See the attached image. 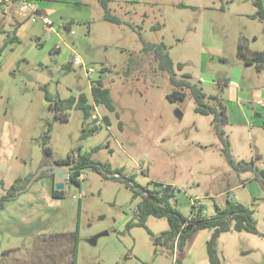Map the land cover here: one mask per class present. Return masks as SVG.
Instances as JSON below:
<instances>
[{"label":"rangeland","instance_id":"rangeland-1","mask_svg":"<svg viewBox=\"0 0 264 264\" xmlns=\"http://www.w3.org/2000/svg\"><path fill=\"white\" fill-rule=\"evenodd\" d=\"M57 1L65 9L64 16L49 14L52 25L45 24L32 7L25 13L16 6L14 16H2L0 196L15 180L23 183L40 166L65 158L70 151L75 157L93 151L92 159L108 172L85 167L79 170L84 178L79 184L47 172L24 189L27 182L0 209V264L38 259L32 251L40 252L35 240L51 230H72L76 220V264H173L175 254L154 242L168 227L165 217L147 218L151 234L144 227L124 228L139 200L133 192L139 186L153 187L154 182L176 187V207L183 214L189 213L194 199L208 215L214 212V203L224 207L227 198L243 203L254 210L256 227L263 232L264 184L252 171L237 174L227 164L212 116L194 111L189 90L181 101L166 98L172 85L167 74L157 70L152 55L141 52L139 37L164 42L174 64H183L182 69L174 67L177 77L188 73L207 95L225 104L236 97L224 83L230 78L240 83L244 99L262 97L258 93L264 91V68L246 65L236 53L240 39L248 53L264 51V19L254 15L253 0H109L111 13L125 21L121 24L102 18L98 0ZM70 21V30L59 27L60 22ZM12 35L17 40L3 47ZM56 47L61 51L56 52ZM75 55L81 63L66 69ZM129 57L134 64L127 68ZM86 68L91 71L87 73ZM99 78L109 87L115 105L113 112L97 106L103 119L108 115L109 123L92 131L93 121L84 119L79 109H71L66 121L52 117L43 86L60 97L84 93L91 102L90 79ZM176 109L181 118L175 115ZM233 119L222 126L232 143V155L264 169V124L258 122L264 117L251 116L246 122ZM253 121V126L248 125ZM48 122L52 125L45 144ZM44 145L51 151L47 156ZM59 181L66 182L61 198L51 195ZM208 229L189 239L183 264H210L205 250ZM103 231L108 233L98 236L94 244L89 242ZM241 234L250 236L238 239L249 252L237 251L234 238L224 242L228 264H264V239ZM223 254L218 253L222 263Z\"/></svg>","mask_w":264,"mask_h":264},{"label":"trees","instance_id":"trees-1","mask_svg":"<svg viewBox=\"0 0 264 264\" xmlns=\"http://www.w3.org/2000/svg\"><path fill=\"white\" fill-rule=\"evenodd\" d=\"M103 9L102 18L105 21L121 24L125 22L116 15L112 14L109 8V0H98ZM263 0H253L255 6V16L264 19V4ZM178 6H185V4H177ZM68 29V23L63 26ZM152 28H159V25L152 26ZM3 30H0V33ZM142 42L141 52L151 54L157 61V70L166 73L172 89L166 94L169 101H181L186 97V89L194 101V111L202 115H210L211 125L213 126L214 133L221 142V152L227 164L236 172L252 171L254 178L261 184H264V169L254 167L253 161H246L244 159L236 160L231 152L230 142L223 130V125L228 123L225 104L220 98L215 95H207L202 88L196 83L192 82L188 73H183L181 77H177L174 67L182 69L183 64L178 62L174 64L169 56L167 46L164 42H149L145 41L140 35ZM17 40L15 35L8 37L6 43H12ZM246 45L240 39L237 44V56L248 65H253L256 69L264 68V51H254L249 54L246 50ZM134 60L129 57L126 63L127 68L133 65ZM70 62L66 64V69H70ZM104 68H101L102 72ZM44 91V98L47 101L48 110L52 112V117L61 121H66L71 109H79L82 111L84 119H89L93 112V104L96 106H103L108 111H115V105L111 97L109 87L105 86L102 80L95 79L90 82V95L91 102L84 93L78 96L70 95L68 97H60L59 95H51L45 86L42 87ZM210 100V101H206ZM209 102V103H208ZM105 119V120H104ZM104 124L109 123L110 118L104 115ZM51 122L47 123V130L43 136V143L49 140V131ZM99 125H93L92 131H95ZM85 136V132H83ZM43 154L47 156L51 153L50 148L44 145ZM93 151L78 153L74 157V152L70 151L65 158L55 159L53 163L58 165H70L71 169L68 170L67 180L70 182L78 183L84 178L80 179V171L85 167H92L95 170L108 172L103 164L99 161L92 159ZM47 171H42L39 176L45 174ZM49 173V172H47ZM51 174V173H50ZM32 174L25 179L23 183L15 180L9 188L4 190V194L0 196V209L4 208L5 202L13 198L21 189L25 187L26 183L31 178ZM115 178V175H111ZM134 185V183H132ZM64 188V187H63ZM63 188L57 189L53 187L51 195L53 197L61 198L64 196ZM176 187L169 183L154 182L153 187H141L133 192V197L139 195L132 217L125 223V230L132 227H144L148 233L151 231L146 226V220L149 216L165 217L167 219L168 227L160 232L155 237L154 242L162 244L170 253L175 257L173 264H181L185 253V247L189 239L194 233L200 229L211 228V234L206 241V252L210 264H223L218 256L217 241L223 232H247L257 234L264 239V232H260L256 227V221L253 217L254 210L244 205L243 203L227 199L226 205L222 208L214 203V212L211 215L205 213V209L201 203H192L188 214H183L176 207L175 199ZM77 220L74 229L68 231H56L42 233L34 243L39 242L38 249H33V255L37 256L35 260L24 262L23 264H76V238H77ZM40 243H42L40 245ZM49 248L43 253L42 250L46 246ZM7 251V250H6ZM4 253H6L4 251ZM41 256V257H40ZM45 257V261L43 259ZM18 260V259H16ZM20 264V262H19Z\"/></svg>","mask_w":264,"mask_h":264},{"label":"crops","instance_id":"crops-1","mask_svg":"<svg viewBox=\"0 0 264 264\" xmlns=\"http://www.w3.org/2000/svg\"><path fill=\"white\" fill-rule=\"evenodd\" d=\"M0 1H1L0 2V23H1L3 20L2 16H4V15H8L10 17L14 16V7L18 6L20 9V3L17 2V0H4V1L0 0ZM42 2H44V1L43 0H32V5H34L35 8H37V14H40V16H46L47 17L49 14H57V13H58V17L60 19L64 16L62 14L64 13L65 9L59 8V7H61L60 6L61 3H59V1L55 0L54 5H46L45 3H42ZM73 2L78 3L80 1L79 0H73ZM71 22L72 21L60 22L59 27L62 28L63 31H68L71 29ZM67 23H68L69 27H68V29H65L63 26ZM52 24H53V22L51 21V23L49 25H52ZM0 30H4V29L0 28ZM263 42H264V39H263ZM4 44H5V42L3 43V47H4ZM55 51L60 52L61 50L59 47H56ZM255 51H262V50L260 49V50H255ZM251 53L252 52H249V54H251ZM246 65H248V64H246ZM199 81L202 83L204 82L202 78L199 79ZM224 83H225V86L230 89L231 94H234V93L236 94L235 99L228 102V104H225L223 101V103L225 104V108H226L228 123L232 122V120L234 121L233 118H235L236 121H241V119H242L246 122V120H249V117H251V116H253V117L254 116L264 117V91L263 90L260 93H258L259 91L257 90V87H254L255 85H252V88L253 89L255 88L257 90V91L255 90L256 92L254 91V93L261 94L262 97H257V96L254 97V95H250V97L247 96L246 97L247 99H244L243 93H242L243 89L241 88L240 83L236 79L230 78V79L225 80ZM234 115H236V117ZM254 121L257 123L258 120H254ZM254 121H253V123L248 122V125L253 126L255 123ZM258 122L261 124H264V119H263V122H261V121H258ZM258 127L259 126H257V128ZM228 139L230 142V148H232V143L230 141V138L228 137ZM232 150L233 149H231V151ZM233 157H234V155H233ZM235 159L239 160V158H235ZM236 173L239 174V172H236ZM227 199H225L226 202H227ZM218 207L222 208L223 206H218ZM204 229H208V228H204ZM69 230H71V229H69ZM200 230H202V229H200ZM56 231L62 232V231H68V230H51L49 232H56ZM211 231H212V229L209 228L208 229L209 236L211 234ZM260 232H262V231H260ZM195 233H197V231ZM195 233H194V235H195ZM241 233H243V232H233V231L230 232L229 231V232H223L220 234L218 241H217V251H218V253L220 250L222 253L224 252L223 257H222L223 264H228V262H230L229 259L225 255V251L223 249V243L227 242V241L231 242V240H232V242H234L232 238H234L237 241V247H238L237 251H240V250L242 251L244 249V250H247L249 252L248 247L244 248V245L240 244L238 242V239H241V237H243L244 239L248 240V239H250V236H248L247 234H241ZM244 233H247V232H244ZM193 236H192V238H193ZM209 236H208V238H209ZM207 239L205 240V250H206ZM235 245L236 244L234 243L233 247H235ZM261 246L264 248L263 245H261ZM195 247H193L189 251H193L195 249ZM206 257L208 259L207 252H206ZM181 264H183V263H181Z\"/></svg>","mask_w":264,"mask_h":264},{"label":"water","instance_id":"water-1","mask_svg":"<svg viewBox=\"0 0 264 264\" xmlns=\"http://www.w3.org/2000/svg\"><path fill=\"white\" fill-rule=\"evenodd\" d=\"M175 115L178 117V118H181L182 116V113L181 111H179L178 109L175 110ZM42 171H50L52 173H58V177L60 179H66L67 178V175H68V170L63 168L62 166L58 165V164H55V163H48V164H43L42 166H40L37 171L31 176V178L29 179L26 187L24 189H26L27 187H29V185L33 182V180L38 177L40 175V173ZM66 184V182L64 181H59L56 183V186L55 188L57 189H61L64 187V185ZM108 232L107 231H103L95 236H93L89 242H91L92 244H94L96 242V239L98 236H101V235H106Z\"/></svg>","mask_w":264,"mask_h":264},{"label":"built area","instance_id":"built-area-1","mask_svg":"<svg viewBox=\"0 0 264 264\" xmlns=\"http://www.w3.org/2000/svg\"><path fill=\"white\" fill-rule=\"evenodd\" d=\"M3 1H4V0H3ZM0 2H1V1H0ZM17 2L20 3V9H21V11H23V12L26 13V12L28 11V9H29L30 7H32L33 11H34L35 13H37V8H35V6L32 5V0H17ZM38 15L40 16V14H38ZM41 18H42V20H43V22H44L45 24L49 25V24L51 23V21H50L46 16H41ZM69 62H70V63H78V64H79V63H81V59L79 58V56L75 55V56H73L72 60L69 61ZM85 70L87 71V73L91 71V70L88 69V68H86ZM90 82H91V79H90ZM90 119L93 121V124H94V125H99V124H102V122H103V118H102V116L99 114V111H98V109H97V106L94 105V104H93V112H92V115H91ZM79 178H80V179L83 178V173L80 174ZM195 200H196V199H195ZM195 200H193V202H195ZM193 202H192V203H193ZM197 202L200 203L199 201L196 200V203H197Z\"/></svg>","mask_w":264,"mask_h":264},{"label":"flooded vegetation","instance_id":"flooded-vegetation-1","mask_svg":"<svg viewBox=\"0 0 264 264\" xmlns=\"http://www.w3.org/2000/svg\"><path fill=\"white\" fill-rule=\"evenodd\" d=\"M75 157V156H74ZM55 159H52L51 160V162H49V163H53V161H54ZM71 160L72 159H70V165H60V166H62L63 168H65V166H71ZM66 169V168H65ZM47 172H49V173H51V174H54V173H52V172H50V171H47ZM56 174H58L57 172H56Z\"/></svg>","mask_w":264,"mask_h":264}]
</instances>
